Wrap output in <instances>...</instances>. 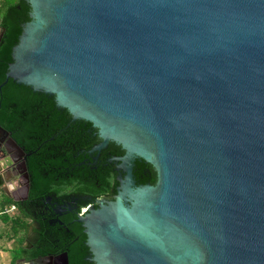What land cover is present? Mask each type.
Instances as JSON below:
<instances>
[{
  "label": "water",
  "instance_id": "1",
  "mask_svg": "<svg viewBox=\"0 0 264 264\" xmlns=\"http://www.w3.org/2000/svg\"><path fill=\"white\" fill-rule=\"evenodd\" d=\"M24 1L0 89L52 96L93 150L124 151L115 199L77 218L95 264H264V0Z\"/></svg>",
  "mask_w": 264,
  "mask_h": 264
},
{
  "label": "flooded vegetation",
  "instance_id": "2",
  "mask_svg": "<svg viewBox=\"0 0 264 264\" xmlns=\"http://www.w3.org/2000/svg\"><path fill=\"white\" fill-rule=\"evenodd\" d=\"M55 107L57 111H40V104L36 101L30 110L19 114L18 124L29 125L31 121L33 127L42 128L28 137L29 142H38L32 151L27 149L29 142L22 145L13 137L17 132H22L21 125L14 130L0 125V194L12 201L18 199L15 209L19 207L29 214L30 226L22 246L38 253L36 258L60 257L66 253L67 257L69 254L75 257L74 264H95L94 255L87 246L84 228L77 218L85 215L90 208L97 209L99 201L111 202L115 199L120 179L126 175L116 158L123 156L124 151L111 141L104 148L93 150L102 142L97 130L91 124V127H86V121L74 120L68 112L71 118L64 119L63 108L56 104ZM63 120L65 124L60 127ZM2 129L6 131L5 134ZM49 131L51 135L44 138ZM10 139L16 142L19 151L12 147ZM50 147L65 155H72L64 160L66 164L60 168H54L44 160L37 162L35 170L42 173L46 182L50 179L49 187L61 178L68 184L61 191H56L53 186L50 190L33 194L31 198L30 160L37 151L50 150ZM130 170L136 186L155 184L156 173L151 164L136 159ZM152 173L154 182H151ZM26 187L27 194L24 191ZM82 209L85 211L82 212ZM36 258L19 259L16 264H28ZM54 264L62 263L57 261Z\"/></svg>",
  "mask_w": 264,
  "mask_h": 264
},
{
  "label": "trees",
  "instance_id": "3",
  "mask_svg": "<svg viewBox=\"0 0 264 264\" xmlns=\"http://www.w3.org/2000/svg\"><path fill=\"white\" fill-rule=\"evenodd\" d=\"M29 6L24 0H1L0 1V27L4 29L1 41H0V84L5 80V73L7 66L11 61V49L17 43L18 37L21 33V25L29 20ZM39 102L40 111L43 109L56 110L55 102L53 97L49 95L34 92L29 87L16 84L12 80H8L7 83L0 89V125L6 129L14 130L18 124L19 114L22 111H28L32 108L35 102ZM63 111L64 119L71 118L65 109ZM57 111V110H56ZM31 118L29 119V121ZM65 124L63 120L59 126ZM86 127H91L90 123H85ZM39 128V129H38ZM33 127L31 121L29 125H21L22 132H17L13 135L17 143L24 145L29 142L28 137L32 136V132L40 131L42 128ZM51 131L45 133L44 138H48ZM38 142H29L27 145L28 150H35ZM50 146V145H48ZM50 150H40L32 155L30 160V173H31V193L30 197H34L33 194L42 193V191L50 190L55 187L56 191L65 189L68 184L67 181L62 178L58 180V183H53L51 187L48 182L51 183L50 179L46 182V179L42 176L40 171L35 170L37 162H43L44 160L49 161L50 165L54 168H60L65 165V159H69L72 154H64L56 151L54 147H50ZM77 149V148H76ZM52 160V161H51ZM151 182H154V174L152 173ZM54 186V187H53ZM16 205L11 199L6 196L0 197V219L3 224L9 225L11 229V235L7 236L6 239L14 240L16 238L17 246L14 248L9 264H16L19 259H32L39 255L34 251H28L23 248L22 243L25 240L26 232L30 224V216L23 209H18L13 216L2 214L1 212L11 206ZM69 264L75 263V257H68Z\"/></svg>",
  "mask_w": 264,
  "mask_h": 264
},
{
  "label": "rangeland",
  "instance_id": "4",
  "mask_svg": "<svg viewBox=\"0 0 264 264\" xmlns=\"http://www.w3.org/2000/svg\"><path fill=\"white\" fill-rule=\"evenodd\" d=\"M1 196L2 195L0 194V197ZM10 231H11L10 226L3 224L0 219V264L8 263V260L11 259L14 248L17 246L16 238L13 241L6 239L8 235L9 236L11 235Z\"/></svg>",
  "mask_w": 264,
  "mask_h": 264
},
{
  "label": "built area",
  "instance_id": "5",
  "mask_svg": "<svg viewBox=\"0 0 264 264\" xmlns=\"http://www.w3.org/2000/svg\"><path fill=\"white\" fill-rule=\"evenodd\" d=\"M84 211H85V209H82V212H84ZM15 212H16L15 206L11 205V206L5 208L1 213L6 214L8 216H12Z\"/></svg>",
  "mask_w": 264,
  "mask_h": 264
},
{
  "label": "crops",
  "instance_id": "6",
  "mask_svg": "<svg viewBox=\"0 0 264 264\" xmlns=\"http://www.w3.org/2000/svg\"><path fill=\"white\" fill-rule=\"evenodd\" d=\"M13 253V252H12ZM9 262H10V259L8 260V263L7 264H9ZM17 263V262H16Z\"/></svg>",
  "mask_w": 264,
  "mask_h": 264
}]
</instances>
